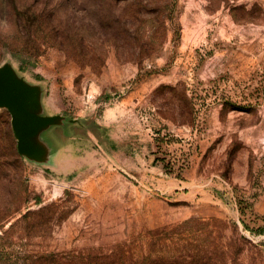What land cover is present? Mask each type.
I'll use <instances>...</instances> for the list:
<instances>
[{"label":"rangeland","instance_id":"obj_1","mask_svg":"<svg viewBox=\"0 0 264 264\" xmlns=\"http://www.w3.org/2000/svg\"><path fill=\"white\" fill-rule=\"evenodd\" d=\"M8 61L80 122L0 109V264H264V0H0Z\"/></svg>","mask_w":264,"mask_h":264},{"label":"water","instance_id":"obj_2","mask_svg":"<svg viewBox=\"0 0 264 264\" xmlns=\"http://www.w3.org/2000/svg\"><path fill=\"white\" fill-rule=\"evenodd\" d=\"M43 95V86L28 81L12 62L0 66V109L6 108L11 115L19 153L30 162L50 165L59 149L52 148L44 132L54 125H74L80 120L47 114Z\"/></svg>","mask_w":264,"mask_h":264}]
</instances>
